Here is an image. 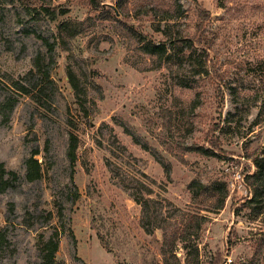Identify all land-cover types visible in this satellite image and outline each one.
I'll return each mask as SVG.
<instances>
[{
  "label": "rangeland",
  "instance_id": "1",
  "mask_svg": "<svg viewBox=\"0 0 264 264\" xmlns=\"http://www.w3.org/2000/svg\"><path fill=\"white\" fill-rule=\"evenodd\" d=\"M51 2L70 11L0 0V162L18 174L0 192V264H37L51 237L58 264H264V179L246 178L264 156V0ZM63 18L83 32L61 41ZM169 34L200 36L207 62L144 51Z\"/></svg>",
  "mask_w": 264,
  "mask_h": 264
},
{
  "label": "trees",
  "instance_id": "2",
  "mask_svg": "<svg viewBox=\"0 0 264 264\" xmlns=\"http://www.w3.org/2000/svg\"><path fill=\"white\" fill-rule=\"evenodd\" d=\"M52 0H34L35 3H30L28 5V10L31 12L32 10L35 11L36 14L34 15H41L42 13H45L48 15L52 20H57L59 16H65L70 11L68 10H61L56 11V9H52ZM196 1V0H194ZM178 3L177 5L181 7L180 0H176ZM37 3V4H36ZM86 5L89 8L90 12H103L104 11V4H102L101 0H86ZM200 15L203 19V24H199V29L203 28V25L205 21L209 18L210 13L208 10H201ZM164 19V18H163ZM170 19V18H169ZM87 18L85 19H73V18H63L61 19L58 24V38L65 42L66 40L75 38L79 34H81L84 30V24L86 22ZM129 30H131L133 33L138 34L139 38L143 37V32L139 31L138 28H136L134 25L129 24L128 25ZM202 33V32H201ZM144 39H141V42H143ZM46 44L49 48L52 49L53 45L46 40ZM201 44V37L200 36H193V37H186V36H179V37H172L169 34V37L167 40H162L159 42H148L144 44V51L151 55H157L158 57H164L169 58L170 56L175 55L176 53H182V54H189L191 57L194 56V54L200 50V54H202L205 57V61L208 60V52L207 49L204 47H200ZM69 80L72 84L73 90L75 92V96L77 99V111L81 114L82 112H86V99L83 98L82 92L80 90V87L78 83L74 81V78L72 77V71H68ZM83 114H81L82 116ZM87 115V114H86ZM82 117H88V116H82ZM69 125L71 126V131L69 135V146H68V156L70 158L71 164L75 165L78 160V148L80 145V138L76 131L77 129V123L75 118L69 119ZM28 166L27 171V178L29 180H34L39 178L42 175V166L41 162L38 158L35 156L30 157L26 161ZM255 165L257 167L256 171L248 174L246 176L248 182L250 185H254L256 182L262 181L264 179V156L259 159L258 157L255 158ZM18 179V174L16 171L8 170L4 163L0 162V192L4 191L11 185H13V182ZM198 184L199 186L203 187V184L200 182L195 183L194 186ZM253 197V196H252ZM226 196L221 195L218 198L216 207L219 209L221 208L225 203ZM252 198H250L249 202ZM144 202V201H143ZM146 203V202H144ZM203 217V216H202ZM199 218V217H198ZM201 229V222L197 221V227L195 229L196 234L200 232ZM1 236V232H0ZM198 247V246H196ZM59 250V240L55 239L54 237H51L47 242L44 243L42 251V260L38 262L37 264H58L56 261V254ZM196 251H198V248H196Z\"/></svg>",
  "mask_w": 264,
  "mask_h": 264
},
{
  "label": "built area",
  "instance_id": "3",
  "mask_svg": "<svg viewBox=\"0 0 264 264\" xmlns=\"http://www.w3.org/2000/svg\"><path fill=\"white\" fill-rule=\"evenodd\" d=\"M223 264H229V262L226 260Z\"/></svg>",
  "mask_w": 264,
  "mask_h": 264
}]
</instances>
